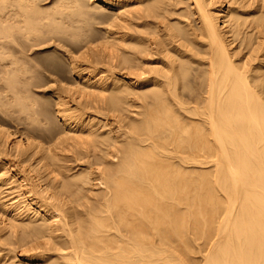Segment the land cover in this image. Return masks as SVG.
Listing matches in <instances>:
<instances>
[{
	"label": "bare ground",
	"instance_id": "1",
	"mask_svg": "<svg viewBox=\"0 0 264 264\" xmlns=\"http://www.w3.org/2000/svg\"><path fill=\"white\" fill-rule=\"evenodd\" d=\"M207 244L264 264V0H0V264Z\"/></svg>",
	"mask_w": 264,
	"mask_h": 264
},
{
	"label": "rangeland",
	"instance_id": "2",
	"mask_svg": "<svg viewBox=\"0 0 264 264\" xmlns=\"http://www.w3.org/2000/svg\"><path fill=\"white\" fill-rule=\"evenodd\" d=\"M212 239H213V238H212ZM212 241H213V240H210V243H211ZM208 245L210 246V244H207V246L204 247V248H203V247H200V248H203L202 252H201V249H200L199 252H195V253H194V254H195L194 257H196V258H198V259L196 260V258H193V256H192V259H193L192 261H193V262L197 261L196 263H198V264H200V263L203 264V263H204V261L201 260L200 258H201V256L204 255L203 253H205V250L207 251V249H209V246H208ZM206 248H207V249H206ZM200 253H201L202 255H201ZM192 254H193V253H192ZM194 254H193V255H194ZM199 257H200V258H199ZM200 260H201V262H200ZM187 264H189V263H187Z\"/></svg>",
	"mask_w": 264,
	"mask_h": 264
}]
</instances>
